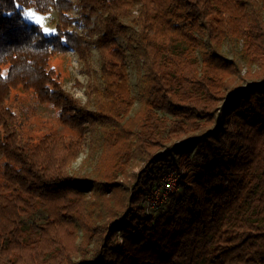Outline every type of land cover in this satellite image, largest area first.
<instances>
[{
	"label": "trees",
	"instance_id": "trees-1",
	"mask_svg": "<svg viewBox=\"0 0 264 264\" xmlns=\"http://www.w3.org/2000/svg\"><path fill=\"white\" fill-rule=\"evenodd\" d=\"M28 8L56 10L55 32ZM93 49L83 101L51 60L91 68ZM22 94L53 129H27ZM88 143L93 168L73 170ZM0 264H264V0H0Z\"/></svg>",
	"mask_w": 264,
	"mask_h": 264
},
{
	"label": "rangeland",
	"instance_id": "rangeland-1",
	"mask_svg": "<svg viewBox=\"0 0 264 264\" xmlns=\"http://www.w3.org/2000/svg\"><path fill=\"white\" fill-rule=\"evenodd\" d=\"M29 13H31V15H29ZM73 13L75 16H77L76 9L73 10ZM24 16L29 23H36L40 25L43 31L46 32L47 34H52L55 32V25L57 19L56 10H53L48 14H44L35 10L34 8H28L25 10ZM75 26L79 29V31L84 30L83 26H81L78 23H76ZM118 40L123 46H125L126 42L122 37H119ZM225 50L227 51L229 56L231 57L236 56L241 61H243L241 57L240 44L236 46H232L231 44H226ZM128 61H129L130 73L132 77L133 92L134 94L139 95V85H138L139 71L137 69L136 62L130 51H128ZM51 64L57 67L65 76L67 89L72 93H74L76 96L82 98L83 101H87L88 97L86 93V84L92 75L99 76L100 60H99L98 51L96 49H93L92 51L91 68L85 66L84 62L80 59L79 54L74 50L58 53L52 58ZM22 101L23 102L21 103L19 108L20 110H23L24 116L26 117V125H27L26 127L31 133L36 135H41L47 131H50L55 127L56 115L51 107L39 104L33 101L32 99H29V97L24 94H22ZM139 106H140V99L137 100L134 111ZM57 131L63 134V133H67L68 129L61 126L57 129ZM100 145H101V139H100ZM192 153L193 151L189 152L190 155H192ZM98 154L99 152L98 151L96 152L95 149L92 148L90 149L88 143L85 147L84 152L81 153L77 161L73 163L72 169L90 171L95 164V160ZM174 157L177 161V159H179V154L174 155ZM143 168H144V164H141V162L138 163L136 162L131 172L135 174H139ZM181 169L183 172L184 170L185 172H187V167L185 168L184 165L181 167ZM174 171L179 173L180 180H182L185 174L181 172L177 167L169 168L168 170H166L165 173L167 174L169 172H174ZM168 195L164 196L160 191H158V189H153V192L149 194V196L147 197V201L145 202V204L147 205L146 210L148 212L154 213L157 212L156 210L157 208H160L163 205L166 206L168 201ZM33 218L43 221L45 219V214L39 212L36 213L33 216Z\"/></svg>",
	"mask_w": 264,
	"mask_h": 264
},
{
	"label": "built area",
	"instance_id": "built-area-1",
	"mask_svg": "<svg viewBox=\"0 0 264 264\" xmlns=\"http://www.w3.org/2000/svg\"><path fill=\"white\" fill-rule=\"evenodd\" d=\"M180 175L178 172L165 173L161 180V185L157 188L164 196L176 190L180 183ZM163 191V192H162Z\"/></svg>",
	"mask_w": 264,
	"mask_h": 264
},
{
	"label": "snow or ice",
	"instance_id": "snow-or-ice-1",
	"mask_svg": "<svg viewBox=\"0 0 264 264\" xmlns=\"http://www.w3.org/2000/svg\"><path fill=\"white\" fill-rule=\"evenodd\" d=\"M29 15H31V13H29Z\"/></svg>",
	"mask_w": 264,
	"mask_h": 264
}]
</instances>
